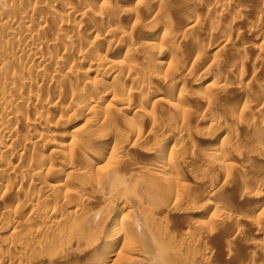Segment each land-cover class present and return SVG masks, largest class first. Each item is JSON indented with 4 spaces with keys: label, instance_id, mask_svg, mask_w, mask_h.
<instances>
[{
    "label": "bare ground",
    "instance_id": "1",
    "mask_svg": "<svg viewBox=\"0 0 264 264\" xmlns=\"http://www.w3.org/2000/svg\"><path fill=\"white\" fill-rule=\"evenodd\" d=\"M193 1L181 2L188 9L177 10L175 25L166 0L133 10L118 0H0V264H184L182 247L191 259L199 257L191 243L170 238L160 214L164 205L176 209L190 199L179 165L197 140L207 144L203 163L225 181L233 173L241 183L248 179L229 160L239 128L253 138L244 146L247 155L264 164V82H256L252 97L235 85L256 77L243 73L242 60L220 71L219 53L233 41L222 35L203 63L209 91L190 96L187 84L198 61L189 67L177 49L182 53L188 44L198 60L203 46L196 32L211 35L215 26L209 16L204 28ZM221 1L203 7L217 19L230 2ZM262 48L256 47L258 54ZM229 91L238 110L223 109L234 126L215 112ZM189 96L203 108L208 127L189 126ZM131 151L144 160L140 166ZM215 191L207 193L196 227L239 223L214 201ZM244 194L260 200L264 213V197ZM3 228L33 232L11 240ZM255 230L263 232L258 224ZM254 250L264 251V241Z\"/></svg>",
    "mask_w": 264,
    "mask_h": 264
},
{
    "label": "rangeland",
    "instance_id": "2",
    "mask_svg": "<svg viewBox=\"0 0 264 264\" xmlns=\"http://www.w3.org/2000/svg\"><path fill=\"white\" fill-rule=\"evenodd\" d=\"M189 1H192V0H187V1L186 0H172V1L166 0V4L164 2L163 7L166 10L168 9V11L170 12L169 14L170 16L173 15L171 18L175 20L174 21L172 19L171 20L172 22H174L175 25H177L176 18L178 17L179 13L181 12L184 13L185 12L184 10L188 9V8L183 7L184 6L183 2L185 3ZM195 1L191 3L197 4L195 5L197 6L196 10L194 7V10L196 11V17L199 18L200 22H202L201 24H203L204 28L208 27L209 25V23H207L209 16H210V20H208V22L209 21L211 22L213 20L212 22L215 24V26H214V29L211 35L207 34L206 36L202 34V32H196V36L198 37L199 41L202 42V46H203V48L201 49L202 53L199 52L201 58L197 56V58L199 57L198 60L195 59L196 57L195 53H197V51L193 50L192 47L187 48L188 44H186V47L184 44H182V47L184 46L185 48H182L179 46L180 51L184 49L182 51L183 55L185 54L183 57H182V53L179 52V50L177 49V53L181 55L179 56L182 59H185L186 60L185 63H187L188 65L189 64L191 65V63L193 62V59L194 61H198L197 64H195L196 62L195 63L193 62L195 70L193 69L192 74L190 73L191 74L190 81H189L190 85L189 83L187 84L188 85L187 90L189 88L188 91L192 93L190 96H193L197 93L199 95L200 92L204 93V92L209 91L208 87L210 83L212 82V79H210V77L208 76L209 74L207 75V73L205 74L204 72L205 64H207L209 60H211L213 55H215L216 49L214 47L219 44V42H217L219 41V38L222 37V35L224 36L229 35L231 38H233L232 39L233 41L231 44L222 48V52L219 53L220 54L219 61H218L220 64L219 69L223 73L225 72V70L226 71L228 70L229 65H231V63L234 60L235 61L242 60V64L244 66L242 67L243 73H245L246 71L245 69H247L246 73H251V76L252 74H254L253 76H256V77H252V79H250L249 81L245 80L246 83L245 82L238 83L239 81H236V75H234L235 79H233V82L234 83L237 82L235 85L238 84V87H243L244 89L246 88L247 92H250L249 95L253 97L254 95L252 93H256L255 91L259 89L258 88L259 86L257 85L256 82L258 81H261L260 83L264 82V54H263L264 50L262 53H259V54H258V50H256V47L258 46L259 47L263 46L262 49H264V6H262L264 5V2H263L264 0L262 1L260 0L261 3L259 0L258 1L257 0H230L229 5L231 7L228 5V11L225 10L223 13H221V16L217 19L215 16L213 17V15H209L208 12L206 11V7H203V5L205 6L208 2L210 3L212 0H195ZM224 1L227 2V0H224ZM148 2L149 0H118V5L122 8L125 7L126 10H130V9L133 10L136 7H142V8L146 7V4ZM181 2L183 6H179L181 5ZM182 7L184 9L183 11L181 9ZM177 10L179 11V13ZM205 23H207V25ZM155 26L153 28H155ZM179 30L181 29H178L176 31H179ZM190 48L191 50L194 51V53H191V54L189 53ZM238 48H241L240 50H242L243 48L244 50L245 49L246 50L245 52L243 50V54L240 55L237 53L238 52L237 50H239ZM185 49H187V52ZM165 58L167 59L168 56H165ZM165 58L163 59V61L166 60ZM255 58L258 59L257 62ZM111 59L116 60L113 57ZM228 62H229V65H228ZM252 69H254L255 71L254 73H252L253 72ZM91 76L93 77V75ZM229 78H230L229 81L232 82V78L230 76ZM60 84L63 85L62 82ZM230 93L231 92L229 91L227 96L232 94ZM235 95L236 93L233 91V96L231 95L232 96L231 98L230 97L227 98V96L226 97L224 96L225 99H228L227 102L226 100L223 101L224 100L223 98H220L223 100L221 101L219 99V102L221 103V104L219 103V107L220 105L222 106V104L226 105L228 103L229 105L228 104H227L228 106L223 105V107H220L221 110L220 109L215 110L216 114L218 111L222 112V113L218 112V114L220 113L219 115H222L225 121L227 119L226 122L230 121V119L223 108L227 107L229 109V106H230V109H231L233 106L232 108L233 111L238 110V107H236L235 105V101L233 102L232 100V99L235 100ZM72 98L74 101L78 100L75 96H72ZM195 98L196 97H193V98L190 97L189 99L187 97L184 100L185 105L191 108L190 110L192 112V114H190L186 120H188V122L190 123L189 126L192 127V129L193 128L196 129V127L206 128L209 126V123L203 122V120L201 119L203 108L201 106L199 107L198 105L199 103H197L198 101H196L197 99L193 100ZM223 111L226 114L223 113ZM224 116H227V118H225ZM172 118L174 119L173 120L174 122L178 121L176 119L177 118L176 115L173 114ZM228 123L230 126H234L233 123L231 122H228ZM238 131L239 133L237 132V136H238L237 142L235 141L236 143L234 142L233 146L235 147V149L237 150L239 149L238 150L239 154L236 150V153L234 152L231 155V158L229 160L233 163L236 162L235 163L236 165L237 164L240 165L239 166L241 168L240 171L242 172L243 175L248 177V179L246 178L247 179L246 182L241 183L242 182V181L240 182L241 179L239 180V177L235 173H233V176H231L230 179L225 181L220 175L219 171L215 168V166L213 167L212 165L210 167V165H208L206 162L203 163V159H204L203 157L205 154L204 147H206L207 145L205 144L204 141L201 142L200 140H197V142H195V145H197V147L196 146L193 147L194 148V149L192 148L193 151H187L188 152L187 158L186 159L184 158L183 160L184 162L188 161L187 163L185 162L186 165H183L185 164L183 161L181 162V165H179V167L182 170V173H185L186 178L184 179L186 180H184L182 184L184 185V187L186 185L185 188H187V195L189 196L188 198L190 199H187V201L184 199V201L186 202L183 201L181 206L176 209L172 208L171 203L166 206L164 205L163 207H166L164 208L166 209L165 210L166 212L165 211H164L165 213L162 212L160 216L162 215L161 217L162 225L164 226V228H166V232H168V235L174 234V236L169 235L170 238L176 239L177 237L176 240L181 239V242L184 244L183 246H186L188 245V243L189 244L191 243V245H193L194 248L196 247L195 251L197 250L196 252H198L199 254V257L196 259H191L190 254L186 251V249H184L185 251L184 252L183 247H182V250L180 252L181 254H179V257L181 256L182 257L181 259L184 258L183 259V261L185 260L184 264H264V251H258V252L255 250H254L255 252L252 251L253 246L255 244H258V242L260 241H264V213H262L261 210L257 208V205L259 204L260 200L253 201V200L247 199L244 194V191L248 190V192L251 191L255 197L259 196L261 199L264 197V193H263L264 191H261L258 188V183L260 182L259 180H261V182L264 183V164L259 162V160L254 158L252 155H247V150H246L247 147L249 145L250 146L253 145L252 142H250V140L253 139L252 136L248 135L247 131L241 128H239ZM150 141H151L150 142L151 144L153 140H150ZM148 143L149 142H147V144ZM244 146H246L245 147L246 149H244ZM149 147H153V146L149 145ZM131 152L130 154H133L134 155L133 158H135L136 155L134 154V152L132 153ZM189 152L194 153V154L191 153L193 157L191 156V158H189L191 155V154L189 155ZM235 154L237 156H235ZM243 155L246 157H243ZM54 156L56 157L57 155H54ZM201 156L203 159H201ZM236 157L240 160L238 161ZM188 159H191V160H188ZM235 159L240 163H238ZM135 160H134V163L138 162V166H140L144 161L139 157L138 158L136 157ZM211 189L216 190L214 192L215 195L213 197L214 201L218 205L220 203L222 207H225L226 209L228 208L231 216L233 218L238 219V222H239L238 224H234V222H232L231 220H228V223L225 222L224 224H220V225H211V227L207 223H204L205 225L199 224L197 225V227L195 226L196 224L194 223L198 221L199 219L203 218L199 216L198 214L199 212L204 210V207L207 203V200H206L207 199L206 197L208 195L207 193ZM10 195L11 194L6 196L5 198L8 197L9 199ZM8 199H4V201L10 204V201H8ZM19 215L21 216L22 219L26 218V215H24V213H21ZM193 224L194 226H191ZM257 224L258 226H262L263 232L261 233L256 232L255 227L257 226ZM28 229L27 230L17 229V231L15 229V231H13V229L10 230V229L3 228L4 233L2 234V236L3 237L10 236L8 238L9 239L11 238V240L14 237L20 238L21 236L23 237L25 234L30 233V231L33 232L31 228H28ZM168 229L172 230V232H169L170 230ZM188 230L189 231L191 230V231L188 232L187 233L188 235H187L186 232ZM24 232L25 234H23ZM184 235L185 237L187 236L186 238L184 237L185 241H183ZM203 235H205V237ZM71 252L72 251H68L67 253L69 255H72L73 253L71 254ZM206 257H207V260H205ZM77 259L78 258H75L74 260L78 261Z\"/></svg>",
    "mask_w": 264,
    "mask_h": 264
}]
</instances>
